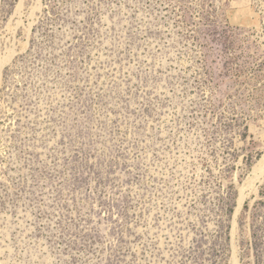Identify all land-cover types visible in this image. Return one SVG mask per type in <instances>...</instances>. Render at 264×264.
<instances>
[{"label": "rangeland", "instance_id": "rangeland-1", "mask_svg": "<svg viewBox=\"0 0 264 264\" xmlns=\"http://www.w3.org/2000/svg\"><path fill=\"white\" fill-rule=\"evenodd\" d=\"M263 154L264 0H0V264H264Z\"/></svg>", "mask_w": 264, "mask_h": 264}, {"label": "bare ground", "instance_id": "bare-ground-1", "mask_svg": "<svg viewBox=\"0 0 264 264\" xmlns=\"http://www.w3.org/2000/svg\"><path fill=\"white\" fill-rule=\"evenodd\" d=\"M254 177H255V180H261L262 178H264V154H263V156H262V158L260 159V161L258 162V164L255 166V168H254V175H253ZM252 176V177H253ZM252 177H251V179H252ZM253 177V178H254ZM257 182V181H256ZM255 182V183H256ZM250 187V186H249ZM247 189H248V187H246ZM255 188V187H254ZM253 188V189H254ZM245 191V190H244ZM251 191V190H250ZM253 191V190H252ZM247 194V193H246ZM245 196H247V195H245ZM244 199V198H243ZM243 199L241 200V201H239V202H241V204H242V202H243ZM241 207V206H240ZM240 207H239V209H240ZM242 210V209H241ZM238 215V214H237ZM237 219V218H236ZM238 221V220H237ZM235 260H237V259H235ZM236 264V263H235ZM238 264V263H237Z\"/></svg>", "mask_w": 264, "mask_h": 264}]
</instances>
